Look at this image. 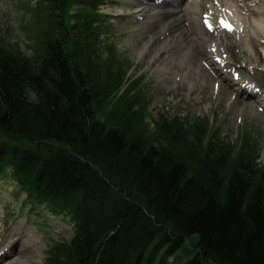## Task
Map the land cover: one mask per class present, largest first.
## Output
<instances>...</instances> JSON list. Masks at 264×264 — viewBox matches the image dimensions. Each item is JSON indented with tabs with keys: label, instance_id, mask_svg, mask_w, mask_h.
<instances>
[{
	"label": "trees",
	"instance_id": "trees-1",
	"mask_svg": "<svg viewBox=\"0 0 264 264\" xmlns=\"http://www.w3.org/2000/svg\"><path fill=\"white\" fill-rule=\"evenodd\" d=\"M44 2L51 16L63 0ZM58 33L33 60L0 46V130L29 142L11 153L3 142L0 158L35 198L77 222L69 257L57 251L49 264H264V166L251 141L235 153L208 137V123L173 117L159 123L163 143H149L148 125L115 120L132 112L128 95L124 116L101 120L109 101L98 112L91 58L66 54Z\"/></svg>",
	"mask_w": 264,
	"mask_h": 264
},
{
	"label": "rangeland",
	"instance_id": "rangeland-1",
	"mask_svg": "<svg viewBox=\"0 0 264 264\" xmlns=\"http://www.w3.org/2000/svg\"><path fill=\"white\" fill-rule=\"evenodd\" d=\"M22 1V8L25 2H27L28 0H21ZM20 3L19 0H0V37H5L7 39V45L9 46H13L15 48H19L22 50V52L24 53H28L30 54V50L29 47L27 45L28 40L25 37V35L21 32V26H22V22L24 20V12L22 14V20L20 22V16H21V12L19 10V8L17 7V5ZM114 5H106L104 8L108 9L107 7H111ZM115 8V7H114ZM116 10H119L117 8H115ZM253 18L250 17V21ZM20 22V23H19ZM198 22L196 24V35L199 38V46L202 48H204L208 42V37L205 36L203 28H200L198 26ZM160 26V25H158ZM199 27V28H198ZM158 30V29H157ZM156 30V31H157ZM250 30V34H248V36L251 35L252 33V28L249 27ZM145 33H139L140 36L137 39L138 40V45H141L143 42L145 43L146 41L144 40ZM155 33V32H153ZM131 37L129 38V40H126V47H124L123 44V50H125V48L131 49L134 47V43H135V33L131 32ZM138 35V34H137ZM123 43V42H122ZM248 47H250V52L253 53L249 56H247L248 59H250V61H255L258 60L262 65H264V56H261L260 52L258 51V47L256 49H254V47H252L251 43H249L247 45ZM8 51H11L10 48H6ZM139 49L135 52H132L131 50H129V53L127 52V55L131 58L132 63H134L133 68L130 71V75L131 77H135L136 73L138 75H141V73H146L147 74V81H149V87L151 88H158L159 93L154 94V93H150L152 96V103L150 105V116L146 119L147 122H149L153 117H156V115L160 112V110L162 109H169L171 107H174V110H178L180 108H178L176 105L179 104L180 106H182L183 108L185 107L184 105H186L187 103L191 104L192 107L190 108L192 110V113L196 114L197 116H202V117H208L211 121L215 122V128H217L220 124L221 126V135L222 136H226V137H230L233 140H236L237 138H239V135L242 134L243 132H250L251 126L249 124L250 127H246L244 124L245 123H250L251 120L250 117H257L259 118L257 121V124L260 125L261 127H264L263 125V116L261 114H258L255 110V112L250 111L248 113L247 116V120L244 122V124H240L239 127L238 126H234L232 125L231 127L227 126V115L226 117H224V119L222 118V113L226 112L227 109V100L229 98V96H221L219 97L217 94H213L211 89H210V84L207 81H204V84L200 83L198 80H193L192 82H185L182 79V76L184 74V72L178 71V74L176 76H173L171 74V72L176 69V61L174 60V66L170 69V72L168 74V78L164 79V82L166 84L162 85V82H159L160 79V75H165V73H155V70L158 68L159 65H163V61H159L156 58V54L155 51L152 50H146L147 51V55L146 58H142V57H138L140 52H138ZM259 52V54H256L255 52ZM12 52V51H11ZM14 52H18V50H14ZM160 56L162 57L163 51L159 52ZM259 56V57H258ZM163 58V57H162ZM170 58V57H169ZM165 59V60H169ZM190 63H193L194 60L192 55H189V60ZM188 63V64H190ZM199 63V61H198ZM255 64V63H254ZM183 66V63H182ZM254 71V70H253ZM198 73V72H196ZM187 78L190 80L192 79V75L190 73H187ZM95 79H97V76L95 77ZM103 79H105V77H100L97 79V84L100 87L99 90L103 91L104 90V82ZM198 79L200 80V75L198 76ZM171 80H175L176 84L173 83V81ZM146 83V81H145ZM147 85V84H146ZM170 87H172L173 91L168 94L166 89H170ZM169 91V90H168ZM177 91H181L179 94H177ZM125 95L124 92V87H118L117 88V96L115 98V100H109L108 103L112 104V109L113 110H119V108H117L120 104H121V98L122 96ZM29 97L31 99V101L34 100L33 95L30 93ZM107 113L110 112V107L108 108V110L106 111ZM189 111H186V113ZM133 113H135L133 111ZM231 113L232 115H234V117H236L235 113H236V109L233 107L231 109ZM119 116H124V112H119L118 113ZM106 119H109V116L107 114H104ZM152 115V116H151ZM188 117L191 116V114H187ZM124 117H121V119L119 120L118 117H116V121L119 122L121 120H123L122 122L124 124H130V126L134 127V123L133 121L137 118L136 116L134 118L130 117V116H126V119H124ZM225 120V121H224ZM141 126V130L145 127V121H141L140 124L135 125V127ZM147 128L150 130H152L153 132L150 133L149 135H151V138L157 141H161L163 139V135H160V131L158 129H154L151 126V122L149 123V125L147 126ZM256 128V127H254ZM257 129V128H256ZM258 135V134H257ZM5 136V135H3ZM2 137V134L0 132V138ZM260 141H261V148H264V133H262L260 135ZM262 160H264V150H263V155H262ZM3 194L2 197L3 199H10L9 193L5 192L4 189H1ZM17 210H16V209ZM20 208V203H16L13 202L12 207H10L11 209H14L16 211V213L13 212H3L2 206H0V226H4L5 228H7L9 225L10 227H13L15 225H18L19 223H23L24 220L27 218V211L25 212H18ZM41 215V214H40ZM6 216V217H5ZM49 217L45 218L43 217V221L48 220ZM40 220H35L36 223H39ZM1 222H4L3 224H1ZM13 222V223H11ZM65 228V224L64 225H60V229H64ZM1 230V229H0ZM44 246H42L41 250L39 253H37L38 251H33L31 253H25L23 256H21L20 258L17 257V260L15 263L13 264H43L44 260H45V256L42 255L41 251H43Z\"/></svg>",
	"mask_w": 264,
	"mask_h": 264
},
{
	"label": "bare ground",
	"instance_id": "bare-ground-1",
	"mask_svg": "<svg viewBox=\"0 0 264 264\" xmlns=\"http://www.w3.org/2000/svg\"><path fill=\"white\" fill-rule=\"evenodd\" d=\"M244 1V0H243ZM251 1H253V0H245V4L243 5V9L245 10H250V8H249V3L251 2ZM263 8H264V6H263ZM179 35H181L180 36V41H182L184 44H188L189 43V40H190V38H189V35H188V33L187 32H185V31H183V32H180V34ZM187 47V53H192L193 54V57L196 59V58H199V57H202V55L204 54V52L202 51H197V49H195V43H192L191 42V44H189L188 46H186ZM138 52H140V53H143V52H141V51H138ZM203 70H205V68H204V66L202 67V66H200L199 68H198V71L200 72V73H203ZM257 73V75H259L260 74V72H256ZM239 81L241 82H245V81H243L242 80V78L240 77V79H239ZM257 83H261L262 85H264V78H263V76H262V74H261V78L259 79V81H257ZM215 86V85H214ZM214 86H213V88H214ZM247 85L245 86V88L244 89H240V90H242L243 92L244 91H246L247 90ZM258 87V86H257ZM238 88V87H237ZM218 93H220V95H226V94H230L229 92H228V89H227V87H224V86H222V84H220L219 85V88H218ZM241 103V102H240ZM244 105H245V103L244 102H242L241 103V107L242 108H244ZM236 107V106H235ZM236 108H238V107H236ZM5 235H8L7 233H5ZM14 255L15 254H17V252H14L13 253ZM5 259H7L8 260V258H5Z\"/></svg>",
	"mask_w": 264,
	"mask_h": 264
},
{
	"label": "snow or ice",
	"instance_id": "snow-or-ice-1",
	"mask_svg": "<svg viewBox=\"0 0 264 264\" xmlns=\"http://www.w3.org/2000/svg\"><path fill=\"white\" fill-rule=\"evenodd\" d=\"M222 26H224L225 28H227L229 31L233 30L232 25L230 23H228L227 21H221Z\"/></svg>",
	"mask_w": 264,
	"mask_h": 264
}]
</instances>
